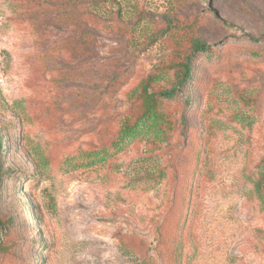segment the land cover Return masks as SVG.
Instances as JSON below:
<instances>
[{"label":"rangeland","instance_id":"374dc122","mask_svg":"<svg viewBox=\"0 0 264 264\" xmlns=\"http://www.w3.org/2000/svg\"><path fill=\"white\" fill-rule=\"evenodd\" d=\"M195 40L173 138L103 156ZM263 156L264 0H0V264H264Z\"/></svg>","mask_w":264,"mask_h":264},{"label":"trees","instance_id":"16d2710c","mask_svg":"<svg viewBox=\"0 0 264 264\" xmlns=\"http://www.w3.org/2000/svg\"><path fill=\"white\" fill-rule=\"evenodd\" d=\"M250 40L259 38L247 35ZM209 44L201 40H195L189 54L174 65V85L169 89L155 91L151 84L156 76L149 75L142 79L136 95L135 113L126 116L117 133L116 139L109 148L102 151L112 155L114 152L126 149L138 138L144 137L147 141L167 143L173 138V120L165 113L163 101H174L177 96L188 86L193 79L192 60L199 54L209 53ZM96 155V153H94ZM257 179L254 183V190L264 206V156L257 165ZM145 258L134 260L132 264H146Z\"/></svg>","mask_w":264,"mask_h":264}]
</instances>
